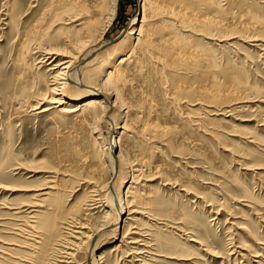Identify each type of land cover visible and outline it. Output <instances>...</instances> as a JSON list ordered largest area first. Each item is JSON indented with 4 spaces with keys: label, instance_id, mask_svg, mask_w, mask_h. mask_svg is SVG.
Listing matches in <instances>:
<instances>
[{
    "label": "rangeland",
    "instance_id": "1",
    "mask_svg": "<svg viewBox=\"0 0 264 264\" xmlns=\"http://www.w3.org/2000/svg\"><path fill=\"white\" fill-rule=\"evenodd\" d=\"M248 1L255 3L248 9L256 8L260 12L255 13L251 10L253 14L246 15L233 10L231 13L236 14L225 13L224 17H229L227 22L230 24L227 41H230L232 47L230 46L231 51L227 50L228 47L227 49L224 47L226 52L218 50L215 63L217 71H230L247 83L250 87L248 92H240L242 95L247 92L243 95L244 99L242 95H237L236 105L227 104L228 107L226 105L219 107L216 104H212L211 109L198 106L184 107V103L180 104L181 99L174 102L173 98H168L169 87L161 86L165 80L158 82V77L153 70H150L152 67H149L155 76L153 73L139 76L141 74L136 71L130 76L129 89H126L122 98L125 99L126 104L131 105L132 110L126 115L123 108L125 106L115 103L107 114L108 120L104 117L92 127L80 125V120L86 116L84 113L74 119L72 117L74 114L66 117L57 110L64 105L74 106L88 98L87 95L79 96L76 93V97L72 98L73 102L69 101L66 104L63 100L60 106L45 113H39V109H32L35 100L40 95L42 97L46 84L50 82L48 72L51 70L49 69L51 63H48V57L43 53V49L46 48L47 51L53 47L52 51H56L57 48L54 49L55 47L50 43L41 44L38 48L34 47L26 55L24 64L20 57L21 44L24 40L22 33L27 26L37 24V18L50 7L52 1L0 0V260L6 259V263L9 262L7 264H128V262L129 264L130 262L132 264H264V141L259 143L262 145L253 142V136L264 140V37H257L264 32V6L261 5L260 0ZM219 15L223 17L222 13ZM141 17V0H117L108 18L107 28L103 33L99 32L101 34L99 36L104 40H117L120 34L130 27L131 21H136L138 27ZM210 33L217 34V32ZM253 37L259 40L254 41L251 39ZM199 41L205 47L215 42L208 39H199ZM110 44L100 51L106 52L110 49ZM117 51L114 52L113 57L118 54ZM113 57L109 61H112ZM108 64H105V69L103 68L106 72L111 68L110 63ZM17 70L19 71L16 72ZM146 70L148 71V67ZM19 72L22 73L21 78L25 77L18 83L25 85L27 81L30 95L27 93L28 95L18 97L10 92L11 94L5 97L4 93L7 89H11ZM220 76L222 75L219 74ZM224 84L221 89L228 87ZM232 90L236 91V89ZM102 95L111 101L115 99L113 92L104 93L103 90ZM9 96H12V100ZM175 98L178 99V96ZM46 105V102L40 104L41 107ZM227 108L229 112L231 111L229 114ZM223 109L224 111L221 112ZM187 110L191 112L187 113ZM196 118L201 122L197 120L194 126L186 121ZM125 122L129 123L132 129L129 127V132L123 133L122 127ZM142 122H155L158 125L159 134H156V138L149 133L138 135ZM209 125L210 127L207 128ZM213 131L220 137L213 135L214 138H211L206 134ZM151 136L154 139L149 138ZM116 139H118L116 147L110 152L108 145ZM118 153L124 157L119 163V176L115 183L119 197L123 200L124 192L131 182V174H134L136 182L146 183L143 187L145 191L150 190L155 197L160 195L164 208L173 211L169 213L170 219L169 216L158 213L156 220L164 217L171 220V225L175 222L181 227L180 230L178 228L176 230L170 224L169 227H164L155 223V218L149 220L141 217L138 227L137 224H132L129 234V237H132L138 231L136 227L139 229L142 236L141 239L137 238V244L126 243L130 239H126L127 245L125 243L121 245L119 242L127 228L125 225L117 233L109 231L101 234L96 252L94 255H89L87 249L90 240L85 238H90L91 232H95L103 224L113 223L117 217L114 206L108 202L107 182L111 179L114 155ZM142 157L147 159V162L145 161L147 167L143 168V165H140L142 163L138 158ZM127 161L130 164L134 163L133 173ZM116 164L114 165L117 166ZM157 165L159 166L156 168ZM32 170L36 172H31ZM145 176L149 177L148 182H144ZM50 183H53L55 190L60 192L59 195L61 194L58 195L59 208L53 214L54 216L56 214L59 221H63L61 232L64 233L65 241L63 239L57 250H49L47 257L46 254L44 256L37 254L35 258H30V252L42 241L41 235H38V240L35 239L37 242L30 240L32 233L26 227V222L31 208L27 210L26 204L33 201L34 189ZM137 189L130 190L125 197L126 200H123L126 210L128 209L126 202L136 206ZM54 201L57 202V196ZM49 202L51 201L47 199L40 202L42 206L44 205L41 208L43 211L48 208ZM151 209L157 211L161 208L151 206ZM181 210L194 214L198 225L193 222L191 225L185 224L182 219H175ZM124 213L126 214V211ZM83 224L84 229L78 228ZM188 225L191 227L197 225L193 228L195 230L199 226V230L195 232L208 230L210 236L212 235L211 240L213 238L210 244L216 257L205 254L202 250L204 247L199 248L200 245L190 243L189 232H195L189 230L186 227ZM19 228H22L21 231ZM78 229L84 232L83 235L76 233ZM184 229H188L186 233ZM167 232L174 235L166 237L169 235ZM186 242L193 246L190 247ZM115 243L120 244L123 249L125 247L123 253L120 251L106 253L116 246ZM236 245L240 250L235 248ZM182 246L189 249L183 250ZM158 248L173 253L190 251L192 255L183 259L171 258L174 256L166 253L160 255ZM195 253L199 259L191 258ZM39 257H44L42 263L38 261Z\"/></svg>",
    "mask_w": 264,
    "mask_h": 264
},
{
    "label": "bare ground",
    "instance_id": "2",
    "mask_svg": "<svg viewBox=\"0 0 264 264\" xmlns=\"http://www.w3.org/2000/svg\"><path fill=\"white\" fill-rule=\"evenodd\" d=\"M51 1L52 3L50 7L47 8L48 5L46 4L47 9L44 10V12L37 18V21H38L37 24L34 23L30 26H27V28L23 30L22 37H24V40L21 39L23 42L21 44L22 47L20 46L21 47L20 57L23 63H24V59L27 58L26 55L29 54L30 49L34 47L38 48L39 46H41V44L50 43L52 46L55 47L54 49L57 48L56 51L54 50L52 51L53 47L52 49L49 47L50 49H48L47 51L45 50L46 48L43 49V53L46 54L45 56L48 57L47 58L49 60L48 63H51V66L49 68L51 70L48 69L50 82L46 84L45 93H43L42 97H40L41 96L40 95L39 96L40 98L35 97L37 99L35 100V103L33 104L35 106L32 109H35V110L39 109L38 111L39 113L48 112L52 108L54 110V108L60 106L61 103H63L62 102L63 100L66 101V104H68L69 101L73 102L72 98H75L76 97L75 94L78 93L79 96L87 95L88 98L84 99L82 102H79L78 104H74V106L64 105L60 107L59 109L57 108V110L59 111V114H61L62 116H66V117H68V115L70 114H74L72 116L74 117V119L75 117H78L81 113H84L86 116L80 120L81 126L82 125L83 126L91 125L92 127L96 126L97 123L101 121L102 118L104 117L107 118L108 120L107 114L111 110V107L115 105V103H119L125 106L123 107L125 109L124 114L127 115V113H129L132 110L130 109L131 105L126 104L127 102L125 103V99L123 100L122 97H124L123 95L126 89H129L128 85L130 82V76L135 71L138 74H141L139 76H142L143 74L152 75V73L154 72L156 74V77H158V82H161L164 79L165 82L163 83L165 85L161 83V86L163 88L169 87L167 90L169 92L168 98H173L172 100L174 102H177L181 99L180 104L184 103L183 105L184 107L185 106L186 107L198 106L200 108H206V109L210 108L211 109L212 104H216V106H219V107L220 106L223 107L225 105L228 107L229 105L235 104L236 101H238L237 95H242L241 93L245 91L248 92L250 88L244 80L240 79V77L236 76L234 73L230 71L226 72L225 70L217 71L215 68V65H216L215 63L218 57L217 55V53L219 52L218 50H222L223 52H226V50L224 51V47L226 49L228 47L227 50L231 51L230 48L232 47L231 44L229 43L230 41H227L228 35L230 32V30H228L230 28L228 27L230 24H228L227 22V19L229 17H224L225 13L233 14L234 12L231 13V11L233 10H235V12L237 10L242 14L246 13V15L247 13L253 14L251 10H253V12L255 13H257V11L260 12V10H257L256 8L248 9L249 7L255 5V3H252V1L249 2L248 0H141L142 17H141L139 26L138 27L136 26L135 24L136 21L135 22L131 21L130 27H127L123 31V33L120 34V37L119 38L117 37L118 38L117 40H114V39L104 40L102 39L101 36H99L101 35L99 34V32L103 33L105 28H107V23H109L108 18L111 16L112 11L115 8L117 0H50V2ZM259 2L261 3L262 6H264V0H260ZM219 13H222L223 17H221ZM218 17H220L221 19H219ZM229 23L231 22L229 21ZM210 32H217V34H213V33L211 34ZM262 33L263 34L257 37L263 38L264 32ZM199 39L201 40L208 39V40H212L215 42L211 43L210 46L207 45L205 47L204 45L200 43ZM251 39L254 41L259 40L256 37L255 38L253 37ZM113 41H115L114 42L115 44L113 43ZM110 43H113V45H111ZM108 44L111 45L110 49H108L106 52L100 51L102 48L106 47ZM35 50H38V49H35ZM115 51H117L116 53L118 54L115 57H113V54ZM111 57H113L112 61H109ZM108 63H110L111 68L108 69V71L106 72V70H103V68L105 69V66H106L105 64H108ZM91 67L92 69H90ZM147 67H148V71L146 70ZM149 67H152L150 68V70L151 71L153 70V72L149 70ZM25 70H28V69H25ZM18 71L19 70H17L16 72ZM19 74L16 76L13 75L16 77V79L14 83H12L13 86L11 87L10 90L5 89L6 90V92L4 93L5 97L11 94L10 92H12V94L15 93V95L16 96L18 95V97H21L24 94L28 93V87H27L28 82L26 81L25 85H23L24 83L23 84L21 83V85L20 83H18L20 80L24 79L23 77H25L23 76L22 77L23 79H22L21 78L22 73L20 75ZM155 74L153 76H155ZM219 74L222 76L219 77ZM219 80L220 81L223 80L222 83ZM222 84L224 85L227 84L226 86L228 87H226L225 89H221L220 87H222ZM10 86L8 87L10 88ZM30 87H31V84H30ZM232 89H236V91L235 90L233 91ZM103 90H104V93L108 91L113 92L115 95V99L111 101L105 95H102ZM238 90H241V91H238ZM237 91L241 93L239 94ZM243 95H242V98H243ZM175 96H178V99L175 98ZM9 97H10V100H12L11 99L12 96H9ZM239 98L241 99L240 96ZM43 102H46L47 105L41 107L40 104ZM214 108L216 109V107ZM222 111H224V109L221 110V112ZM226 111H228V108ZM189 112H191V110H187V113ZM230 112L228 111V114ZM214 113L216 112L214 111ZM197 120L200 121L199 118H196L194 120L187 119L186 121H188L189 125L194 126L195 125L194 123ZM143 123L144 122H142L141 124V129L138 130V133H139L138 135L149 133L152 136L154 135L156 138V136L159 134L158 125L155 122H151V123L145 122L144 124ZM210 125L207 128H209ZM129 127H130V124L125 122L122 127L124 132L121 131L120 133L122 134V132L123 133L129 132V129L131 128ZM113 128L115 130L114 124H113ZM206 134H208V136L211 138H214V136H218L214 131L206 133ZM152 136L149 138H153ZM253 138L252 139L255 144L262 145V144H259L260 142L264 141V140H261L262 139L261 137H260L261 139L255 138L254 136ZM150 140L153 142L152 139ZM117 141L118 139L112 140L111 143L108 145L110 152H111V149L116 147ZM114 157L115 158H113L114 163L112 165L111 179L107 182V185L109 186L108 202L114 206V209L116 210V213H117V217L113 223L103 224L101 228L99 229L97 228V230L93 233L91 232L92 236L90 238H85V240L86 239L90 240L89 247L87 249L89 255H94V253L96 252L95 249L100 244L99 241H100L101 234L103 235L104 233H107L109 231L117 233L119 229L127 225V228L122 233V236L119 242H121V245H122L127 241L126 239H130L129 242H126V243H129V244L136 243L137 244V238H140L142 236L139 229L137 228L138 224L140 223L139 220L141 219V217H145L149 220L155 218L156 220L158 213L164 214V216L166 217L170 215L169 214L170 212L173 213L172 210L168 211L166 208H164V204H163L164 202L161 197L159 198L160 195L159 196L157 195L155 197L151 194L152 192L150 190L145 191L143 187H145L146 183L141 184V183L136 182V178L134 177V174H131V182L127 186L124 192L123 200L124 201L126 200L125 197H127V193H130V190L134 188L135 189L138 188L135 191L136 193L135 201L137 204L135 206V205H130L129 202H126L125 204L128 205L127 206L128 209L126 210L123 204L122 198L119 197L118 195L119 193L117 194L118 189L116 190V186H115L116 185L115 183L119 176V170H120L119 163H121L124 160V157H122L120 153H118L116 156L114 155ZM138 160L142 163L140 165H143V168L147 167L145 166L147 159L145 160L142 157L141 159L138 158ZM114 164H116L117 166H115ZM127 164L131 166L130 168L132 169L131 171L133 173L134 163L130 164V162L128 163L127 161ZM158 166L159 165H157L156 168ZM31 172H36V171L32 170ZM147 176H150V175H147ZM143 178H146L144 182H148L150 180L148 179L149 177L147 178L146 176ZM132 184H135V185H132ZM53 185H54L53 183H50L44 187L34 189L35 193L33 194V197H32L33 201H30V204L29 203L26 204L28 206L27 210L31 208V210H29L30 220L28 219V221L26 222V227H28V229L31 231L30 233H32L31 234L32 238H30V240H34V242H37L38 240L37 238L41 235L40 239L42 241L38 243V246H36V248L34 247L35 248L34 250H32L33 247L30 245V247H32L31 248L32 251L30 252V256H31L30 258H35L37 254L38 255L42 254V256L46 254L45 257H47L49 250H53V249L57 250L58 246L60 245L61 242H63V239H64L63 237L64 233L63 231L61 232V229L63 228L61 226L63 221H59L56 217V214L55 216L53 214L59 208V204H58L59 194L58 193H60L55 190ZM94 192H98V191L94 190ZM97 195L98 193H96L95 196ZM56 196H57V202L54 201ZM43 199H47L51 201L48 203V208L44 211L41 209L44 205L42 206L40 203ZM151 206L155 208L160 207L161 209L156 211L154 209H151ZM124 211H126V214L124 213ZM147 215L149 216L147 217ZM107 216L109 215L107 214ZM172 216L173 215L171 214V217ZM163 218H161V220H156L155 223H159L163 225L164 227L165 226L169 227L171 220L169 221L167 220V218H164V219ZM169 219H170V216H169ZM175 219L177 220L182 219L183 221H185V224L190 223L191 225V222H193L194 224L198 225L196 216L194 214L189 213L188 211L185 212L181 210V212L178 213V216ZM149 220L148 222H150ZM76 222L78 223V221ZM132 224H137L136 229L138 231L136 235L129 237V234L131 233L130 228ZM173 224H175V226ZM176 224L177 223L173 222L172 223L173 226L171 224L170 225L173 229L176 228L177 230V228L179 229V227L181 226L178 227V225ZM190 225L186 226L189 228V230L191 229L194 232L199 230L198 228L199 226L197 227V230H195L193 228L194 227L196 228L197 225L194 227H191ZM76 228H73V229H76ZM78 228L84 229L85 228L84 224L83 226H78ZM20 229L22 228H19V230ZM80 229H78L79 231L76 233H78V235H83L84 232ZM29 230H28V233H29ZM186 230H185V233H186ZM167 233L169 235H167L166 237H171L173 234L171 232H167ZM189 233H191V235H189L190 238L188 239L190 243L192 242L195 245L196 244L200 245L199 248L204 247L202 250H204L205 254L214 256L213 254L214 252L211 249V244H210L213 238L211 240L212 235L210 236L207 229H204L202 231H198L195 233H192V232H189ZM72 236L74 235L72 234ZM151 237H153V235ZM35 239L37 240L35 241ZM149 240L151 241V239ZM83 243H85V241ZM144 243L147 244L146 242ZM155 243L156 245H158L157 242ZM34 245H37V244H34ZM187 245H190V244L187 243ZM238 245H236L235 248H238L240 250V247ZM162 246L160 245V247ZM191 246L193 245H190V247ZM113 247L114 248L112 249L110 248L111 249L110 251L108 249L109 252H106V253H112L114 251H120L121 253H123L125 249V247L123 249L120 246V244H116V246H113ZM21 248H23V246H21ZM183 248H184L183 250H186V251L187 249H189L186 246H184ZM5 250L7 251L8 249H5ZM163 250L158 248V252H160V255L161 253L173 255L174 257H171V258L183 259V257L186 258L187 256L192 255L189 250H188L189 252H182V253H173V252H168L166 250L164 251ZM239 250L237 252H239ZM103 253H105V251ZM17 254L19 253L17 252ZM194 255L191 258L193 259L198 258V256L196 257V253ZM63 256L65 255L63 254ZM131 257L133 258V256ZM141 258H144V257H141ZM117 259H118V256L116 257L115 260L117 261ZM39 260L40 261L44 260V257H39L38 261ZM7 263H6V259H4V261L0 260V264H7ZM66 263H69V262H66ZM130 263L132 264V262Z\"/></svg>",
    "mask_w": 264,
    "mask_h": 264
}]
</instances>
